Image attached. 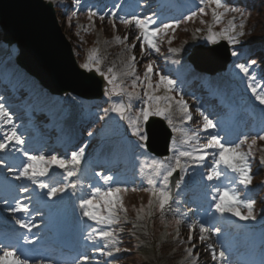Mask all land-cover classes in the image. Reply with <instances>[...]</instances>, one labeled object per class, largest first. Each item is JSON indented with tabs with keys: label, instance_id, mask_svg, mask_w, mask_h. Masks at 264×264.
I'll return each mask as SVG.
<instances>
[{
	"label": "rangeland",
	"instance_id": "1",
	"mask_svg": "<svg viewBox=\"0 0 264 264\" xmlns=\"http://www.w3.org/2000/svg\"><path fill=\"white\" fill-rule=\"evenodd\" d=\"M43 1L47 3L51 2L54 7H60L62 3V0H60V3H57L56 0ZM72 1L73 4L70 6L68 11L66 9L65 10L67 11V13H71V11L75 10L76 15H74L73 19L70 20L71 22L68 21L66 23V26H73L72 28L74 30L76 28L78 32H81V34L89 26L93 27L95 33V42L100 46V54L98 59L100 61L101 72H96L95 70H93L95 73H97L101 78H103L101 73L109 76L116 75L117 80L115 81V83L118 85H122L128 91H132L133 89L131 87V84L136 77H139L141 81L144 80V69L148 64H142V58L144 56L150 58V62L157 63L158 66H163V64H166V66H171L173 76L166 74V72L164 71L163 74L168 75L171 79L176 81L174 93L176 92L177 100L181 98V95L183 96L184 101L189 105L190 114L192 116V120L185 125L183 122L182 113H180L179 109L175 106V101H173L172 117L175 120V126L178 129L177 132L179 135V142L177 145H173V142H171L170 149L174 148L175 150H170V155L167 158L160 159L157 157L155 158L145 151L144 141L139 140L138 137L131 134L132 129L127 119H121L116 113L111 112V107L113 106L114 102H120L124 104L128 103V99L123 93H121L119 96H105L106 98H104L103 101L97 102L82 101L76 97H72L71 95H64L60 97H52L47 95L45 103L42 106H39L40 102H37L36 106L38 107L33 111H23V105L25 103L21 101L19 102V104H16L14 103V99H19L20 96L29 97L30 94H32L33 91L38 88V85L32 79L26 77L21 70L16 68L15 58L17 57L18 51L15 46L8 47L2 44L0 32V77L1 75H5L7 72H11L13 74L12 77L7 79L5 89H8L9 93H13L15 92V85L11 82V80L18 82V80L21 79L23 81V85L19 91L20 94L16 93L17 95H15L14 99L8 98V100H5L3 96H0V103L6 105L7 110H9L14 117H18L17 120L14 121V126L16 128L20 123L25 126L23 129L19 130L22 138L26 141V143L24 144V148L30 149L33 144L34 149L30 153L45 155L57 154L62 157L70 156L71 151H68L69 153H67L66 155L59 154V150L62 148V145L59 146L61 141L60 132L61 130H63L61 126L56 124H54L53 126H43L45 130L41 132V130L43 129L42 127L39 131L34 129L32 125L28 124L29 122H27V120L31 117V115L33 116V114H36L37 111H42L41 114L45 115V120L47 121V123L54 122L64 114L69 118V122L73 124L74 130H76L77 127H83L86 133H89L93 131L92 129L94 125H98V123L96 122H99L101 120V117L104 116L105 112L103 113L102 110L106 108L108 112L104 116V124L108 125V135L105 139L99 140V143L93 148V150L89 149L90 146L83 137H79L80 140L79 143H77L78 148L75 147L76 149L74 150H79V148L85 147V153L82 162L77 169V175H75L76 177L71 178H75V180L78 181L80 177L82 178V176L86 175V169L90 167V161H106V163L110 161L114 162V164L118 163L119 166L115 171H99V173L103 174V176H99L100 178H103L104 176H111L114 178L111 181H101V184H99V186L102 188V190H106L109 186H116L119 182V184H122V186L127 185V187L131 188H142L149 190L148 198L146 199L144 204H138L137 208L132 209L130 215L127 216L125 213L119 219L121 220L120 224L122 230L126 232L128 231L127 233H122L119 236H115V238L119 241L117 245L120 249L119 252H116L110 244L108 245V247H104V245L108 242L96 238V233L98 231L108 230L106 226L98 225L82 216V221L84 223L83 229L89 230V232H87V235L85 236V242L83 245L84 247L82 248L83 253H85V256L88 257L86 264H166L165 262L160 263V255L156 253L154 247L150 246L149 243H146L145 241L148 238H151L153 241H158L159 236H161V234L163 233L159 230L163 228L168 229L170 227L171 232H173V241H180L181 245H184L185 258L191 259L193 261V264H251L250 262L256 264L258 260L256 259L257 255L254 253L255 249L253 248L250 250L249 248H244L242 244H240L239 239L235 238L236 232L234 231V229L228 228L226 224L222 223L221 220L223 219V216L221 214L216 213L215 211L212 214L209 213V210L213 208L212 206L215 203V201L213 200V195H215V192L213 191V193L210 195L207 194L210 188H231L232 184L235 183V181H239L238 174L223 168V166H221V170L224 174L219 179H213L212 181H208L206 179L207 171L214 166V161L216 159V156L214 154L215 149H208V156H211V158L207 156L203 165H196L192 160L181 157L180 159L182 164L187 167V175L185 176V180L181 182L180 187L175 188L174 193L171 195L172 200L170 201L169 205L166 206L164 211H160L158 205L154 204L150 210V214L148 208L149 199L151 198L153 201H155V196L152 195V188L147 184V180L149 178L155 179L157 181V188L161 186L159 182L162 177L156 174V164L158 162H163L165 169L170 170L171 167L175 166V161L179 152L182 150H190L191 148V145H185L182 143L183 136L180 129H183L184 132H191L202 129L203 116L201 115V112H203L204 115H207L211 120H213L215 127L199 132L201 142L206 143L210 135H218L222 139V136H220L219 132L216 129L220 126L219 124L222 121L221 119L224 120V118L219 117V115L215 114L214 112L209 113L206 107H204L208 105V99L205 95H207L208 92L212 91L213 82L218 84L220 83L223 87H225V89H230L240 97L244 96L243 105L248 109L250 108L251 110L256 111L259 114L256 118L260 122H254L253 124L247 123L246 125H243V128H245L244 132L238 135V140H235L231 143H238L239 140L245 136L250 139L256 137L257 135L260 136L264 133V130H261V128L264 127V105L260 104L259 101L256 100L255 96H253V94L247 87V78L243 73H240L234 65L236 63L235 57H231L232 65L225 72H223V75L217 78L219 79L218 81L210 80L208 77L209 75L207 76L197 72L194 73L191 65L187 63L186 58L190 55L191 50L196 46L206 47L210 44H205L201 39H195V41L193 42L191 41L190 43H184L177 47L175 46V44H173L176 40V36H178L179 34V31L177 30L178 28L176 27L174 32L170 29L166 34H160L158 38V47L160 48L159 53L146 51L142 57L139 48V42L135 39L138 35L137 29L134 25H124L120 22V19L130 18L133 15L141 18L152 17L157 22L155 26H159L157 24L161 25V23H170L172 21L176 24L177 21L180 20L179 16L172 19L166 18V16H168L169 14L164 15L163 11L165 10L159 11L157 5H152L155 0H151L149 2H146L148 0H138L136 5L133 4L134 0H131V2L127 6H124V8H121V6L126 0H105L104 2L98 0H82L81 6L78 8L74 7V0ZM182 2L186 5V9L191 12L193 10H196L199 1L183 0ZM89 10L98 13V15L96 16V20H98L97 22L102 23L103 26H96L94 22L95 20L93 19L87 20V17L85 15H88ZM206 11H208V16L210 15V18H212L211 7L207 8ZM78 12L79 14H77ZM113 13H115V17H113ZM81 14H84V16H82ZM174 14H181V12L178 11ZM101 15L105 17L104 20H101L99 18ZM65 16L68 17L67 15ZM231 18L232 17H226L224 19L222 18L223 20L220 24L226 23L227 19ZM113 24H115V27H113ZM59 25L63 35H65L64 28L61 24ZM126 34L129 38L127 41H123V38ZM65 36L67 38V35ZM115 37H120L121 41L123 42L117 41ZM179 37H181V34L179 35ZM169 38H172L171 43H169ZM133 43L136 44L135 48H132ZM255 47L256 46L252 45L250 48H248V51H251V49ZM169 48H180L182 49V51L171 53L169 52ZM128 49H131V51H128ZM132 55H134L136 58L135 75L130 77L124 76L123 73L126 70L127 60ZM176 60L180 61V63H173V61ZM109 68L113 69L112 73L108 72ZM250 71L258 77V72L254 67H252ZM153 77V84H155L159 77H157L156 75H153L152 78ZM260 80L261 79L258 78L257 83H259ZM199 85H203L204 88L198 91L199 93L195 94L194 91L199 90V88H197ZM116 91L119 92L120 89L117 88ZM136 91L140 96V99L132 101V108L136 111L133 114L125 113L126 116H134L135 113L143 106L145 98L143 97V94L141 95V87H137ZM159 91L164 92L163 88H161L155 94L160 95ZM44 93L46 95V91ZM1 94H5L3 89L1 91ZM9 104H14L13 106L16 109L13 106L9 107ZM80 105L83 107L82 111L78 109ZM86 106H88L87 110ZM91 107L97 108L93 110L97 112L94 113ZM198 107L200 108L201 112H199L200 114L197 115ZM159 118L166 121L170 130H172L166 119H164L163 117ZM143 126L144 123L141 124V130L142 134L145 135V133L143 132ZM2 131L3 129H0V132ZM44 131L45 133H43ZM34 132L40 135L38 137L37 143L34 142L35 137H32ZM50 135L54 136V138ZM29 138H31V140H28ZM222 142L225 143L223 139ZM139 144H144V148L138 147ZM253 146L255 147L257 145ZM247 148L248 147L246 145L243 146L244 151L248 150ZM8 152L0 151V160L4 161V165H7H0V186H2L3 184L9 185L11 190L13 189L14 191H16V193L24 195L26 193L21 192L20 187L22 185H27L30 188L34 185L25 180L14 179L15 171L9 170V168L13 167L11 166V163L21 162L7 161L6 154ZM210 159L213 160L211 161L213 162L211 165L209 162ZM249 161L251 165V175L252 177L254 176L257 181L255 185L250 184L247 188L239 184V190L241 194H244L243 196H241L242 199H251L252 196L258 197L264 190V163H262L264 159H256L255 162L251 160ZM22 162L24 163L26 162V160L24 159ZM22 165H20L19 167H22ZM190 167H194V169L189 171ZM254 167L256 168L255 170ZM176 172H178L179 175H183L180 169H177ZM117 174L118 176H116ZM127 176L133 177V180H124L127 178ZM46 177L48 178L45 179ZM194 179L199 180V182H195L190 186L186 185ZM40 180L48 183L51 186L66 187V191L64 193L59 194L56 199L50 200L52 203L57 202L58 199L60 201L67 198L68 186L66 184L68 183V180H70V178H65V173L63 172V170L59 168H52L50 169L49 174L45 177H41ZM94 180L96 181V179ZM95 183L98 184L97 181ZM194 184L199 186L194 187ZM45 190L48 191V189ZM85 194V199H88V197L91 195V192H86ZM180 194H190V202H176L175 198ZM24 196L22 197L24 198ZM29 198L30 197H25L24 200L30 203L31 206H33L34 204L31 201H28ZM48 199L49 198L46 193L44 202L49 201ZM37 209H39L38 205H34V207H32L30 211L35 212L37 211ZM141 209H143V211H141ZM120 214H122V212H120ZM38 215L39 214L36 213L34 216L35 223L40 222V220L38 219ZM178 220L180 221V223H177ZM251 222H253L254 227H258L260 229L262 228V236L264 237V222ZM200 223H203L206 228L210 229L203 234L207 241L202 243V245H200L199 241V237L201 236ZM190 225L192 228L191 242H189L188 240ZM214 229H219V232L214 233V231H212ZM164 232L168 233L167 231ZM234 232L235 234H233ZM86 237H91L92 242L90 243L89 240L86 239ZM126 242L129 244L128 246L133 248L131 252H129L127 249L125 250V247L127 246ZM235 244L237 245L235 246ZM206 247H209L212 252L213 250H215L216 255L214 258L212 254V260L206 258L204 252V249ZM189 248L193 249L191 256H189L187 252V249ZM97 249H103L105 252H112L113 254L111 256L102 255L101 252ZM90 251H93V253H90ZM221 251H223L224 253V256L222 258L219 255ZM165 258L166 257L164 256V259ZM81 261L82 260H78L75 262V264H85L84 261L83 263ZM184 261L185 260L182 259L179 264L185 263ZM44 263L56 264L55 261H38L35 263L32 261L29 262V264ZM260 264H262V262Z\"/></svg>",
	"mask_w": 264,
	"mask_h": 264
},
{
	"label": "snow or ice",
	"instance_id": "2",
	"mask_svg": "<svg viewBox=\"0 0 264 264\" xmlns=\"http://www.w3.org/2000/svg\"><path fill=\"white\" fill-rule=\"evenodd\" d=\"M82 0H74V7H80ZM211 7V17L213 24H219L222 21V18L225 14L231 12L238 14L240 18L239 24L236 23L237 17L234 15L231 19L227 21V26L222 27L219 31H213L212 25L208 26L207 34L202 38L205 44L215 45L220 40L226 41L229 45L233 46L231 49V55L233 57H238L242 53L238 50L235 45L241 44L242 41L240 37L244 36L243 31L245 27L246 15L245 13L237 7H229L224 0H199L198 9L190 12L189 15L185 16V21H190L199 13L200 15H206V9ZM223 9V11H220ZM98 13L92 10L88 11V17L91 20L93 17L97 16ZM115 17V13H113ZM101 20H104L105 17L101 15L99 17ZM120 22L124 25H134L138 31L136 36V41L139 42V48L141 56L143 57L146 51L157 52L159 53L160 48L158 47V38L160 34H166L168 30L175 31L176 24L174 23H164L159 26L156 25V20L152 17L141 18L137 16H131L130 18H121ZM201 23H204L202 20ZM115 27V24H113ZM197 32L200 29L196 30ZM128 35L126 34L123 38V41L128 40ZM117 41H121L120 37H115ZM169 38V43H171ZM136 44L133 43L132 48H135ZM131 51V49H128ZM180 48H169V52L176 53L180 52ZM154 62H149L145 66L144 80H140L139 77H136L131 84L132 91H128L122 85L115 83L117 80L116 75H104L103 76L106 88L104 95L106 97H111L112 95L119 96L123 93L127 99L128 103L114 102L111 107V112L116 113L121 119H127L129 125L131 126L133 136L139 138V140L144 141L147 137L142 134L141 124H146L152 117H163L167 120L168 124L171 126L172 131L177 132V128L173 123L172 119V109L173 101H175V106L179 109L180 113L183 116V122L186 125L189 121L192 120L190 114L189 105L184 101L183 96L179 100H175V97L169 95L168 93L175 91L176 81L171 79L168 75L162 74L159 71L154 72L153 68ZM173 63H180L176 60ZM257 62L255 60H248L246 63H237L235 67L239 70L240 73H243L248 80L247 87L255 96L256 100L260 104L264 105V79L260 80L257 83L258 77L252 73L250 70ZM79 67L88 72L95 70L96 72H101L100 61L96 57V51L93 50L92 54L88 57V60L84 63H81ZM136 70V58L134 55L130 56L127 60L126 70L124 71V76H134ZM113 69L109 68L108 72L112 73ZM155 74L159 79L153 84L152 76ZM142 85L144 88L143 97L144 103L143 106L135 113V115L126 116L125 113H131L132 111V101L140 99L139 93L136 91L137 87ZM119 88L120 91L117 92L116 89ZM163 88L164 95L155 94L158 90ZM108 110H105L107 113ZM198 112H201L200 108H197ZM203 116V125L202 129L191 132H184L183 129H180L183 140L182 143L185 145H191L190 150H182L179 152L177 159L175 161V166L169 169H165L163 162H158L156 164L157 175L161 176L160 187L157 188V181L155 179L149 178L147 184L152 188V195L155 196V201L151 198L149 199L148 208L149 214L152 206L154 204L158 205L160 211H164L166 206L169 205L172 200L171 193L169 191V178L173 176V173L177 169L183 173L180 177V181L177 182L176 187L179 188L182 181L185 180L187 175V167L182 164L181 157L188 158L192 160L196 165H203L205 159L208 156V149H215L216 159L214 161V166L208 171L206 179L212 181L213 179H219L224 173L221 170L223 168L230 170L233 173L238 174L239 184L247 188L252 183L251 175V165L249 158L251 156V149L253 145L257 142V137H253L251 142H248V138L245 136L239 140L238 143L225 144L222 142V139L218 135H210L206 143H202L200 140L199 132L215 127L213 120H211L207 115ZM103 119V117H101ZM0 129H3L0 132V151L12 153H21L26 162L23 163L22 167H18L13 170L9 168L10 171H15L14 179L16 180H25L30 182L36 188L39 189H48L47 196L51 200L54 197H57L58 194L64 193L66 187L51 186L48 183L40 180L41 177H45L49 174L50 169L59 168L65 173V178H71L77 175V169L82 162V158L85 153V147L79 148V150H73L68 157H62L57 154L45 155V154H34L25 150L24 144L26 141L22 138V135L19 133V130L14 126V116L7 110L6 105L0 103ZM88 135L91 137L94 135L93 132H89ZM259 140H264V135L258 137ZM175 143V141H173ZM247 144L248 151L243 150V146ZM138 147L144 148V144H139ZM170 150H175L170 149ZM264 163V161H262ZM0 165H4V161L0 160ZM7 166V165H4ZM97 176H103L102 173H96ZM105 181H111L114 178L111 176H104ZM133 191L138 189L133 188ZM148 191V189H144ZM20 191L23 193H29L30 189L27 185H22ZM128 191L127 185H117L109 186L106 190H102L99 187H96L92 191V195L88 199H83L80 201V207L83 210V216L88 220L104 226H111L119 223V213L126 212L122 201V193ZM215 195H213V200L215 201L214 211L223 215L224 213H231L233 216H238L242 220H255L254 215V205L255 201L253 199H242L238 192L235 190H230L228 188H216L214 189ZM7 203V202H6ZM243 207L247 210L246 215H242L238 208ZM12 213L29 212V205L25 202L24 199H16L14 207L9 209ZM143 211V209H141ZM177 223H180L178 220ZM16 224L21 228L31 229L33 225L24 219L16 218ZM210 229L206 228L203 223H200V240H204L205 236L203 235L206 231ZM191 225L189 226V242L192 241L191 235ZM214 233H218L219 229L212 230ZM96 238L99 240L106 241L104 247H108L110 244L116 252H119L120 249L117 246L119 241L115 238V233L110 230H100L96 233ZM89 242H92L91 237H86ZM101 252L102 255L111 256L112 252H105L103 249H97ZM193 249H187L189 256H191ZM215 250H213V256L215 258ZM220 257L224 256L223 251L219 253ZM12 257V259H9ZM81 260L87 262L88 257L83 256ZM0 264H29L28 258H21L15 249L5 250L0 253Z\"/></svg>",
	"mask_w": 264,
	"mask_h": 264
},
{
	"label": "water",
	"instance_id": "3",
	"mask_svg": "<svg viewBox=\"0 0 264 264\" xmlns=\"http://www.w3.org/2000/svg\"><path fill=\"white\" fill-rule=\"evenodd\" d=\"M2 43L18 50L15 64L37 81L51 96L71 94L83 101L101 100L105 81L94 71L81 70L72 46L58 24L53 4L43 0H0ZM187 62L194 71L213 75L226 70L230 50L224 41L211 47L192 49ZM146 151L158 158H167L171 130L165 121L152 117L144 126ZM170 178L171 194L179 175Z\"/></svg>",
	"mask_w": 264,
	"mask_h": 264
},
{
	"label": "trees",
	"instance_id": "4",
	"mask_svg": "<svg viewBox=\"0 0 264 264\" xmlns=\"http://www.w3.org/2000/svg\"><path fill=\"white\" fill-rule=\"evenodd\" d=\"M199 1V0H198ZM57 3H60V0H56ZM72 0H62V3L60 5V7H55L56 8V13H57V17L59 20V24L62 25V27L65 30V35H67V39L69 40V42L71 43V46H73V51H74V56L77 59V63L78 65H80L81 63H84L88 60V57L92 54L93 50L96 51V57L99 58V54H100V46L98 44H96L95 42V33H94V29L93 27L89 26L88 28H86V30L83 31V33L81 34V32H78V30L75 28V30L72 28L73 26H66V23L70 20L73 19L74 16V12L71 13H67V9L68 7L71 6L72 4ZM224 2L229 6V7H237L240 8L246 15V20H245V27L243 29L245 35L240 37V40L242 41L241 44H237L235 45V47L241 51V55L237 57V63H246L248 60H255L257 63L253 66L255 68V70L258 72V77L259 79H264V0H224ZM210 7H214L210 6ZM67 11H66V10ZM65 10V11H64ZM197 10V9H196ZM220 11H223V9H221ZM206 15H200L199 13L197 14L196 17H194L192 20L190 21H185V19L180 20L176 23V28H178L177 30L179 31L178 36H176V40L173 44H175V46H180L181 44L184 43H190L191 41H195V39L199 40H203L202 38L207 34V30H208V26L212 25L213 31H219L222 27H226L227 26V21L229 19H227L226 23L223 24H213L212 22V18H210V15L208 16V11H206ZM65 15H67L68 17H66ZM236 16V23L239 24L240 22V18L238 14H234V13H227L225 14V17H233ZM84 16V15H82ZM87 17V20H90L88 15H85ZM93 20H95V24L98 27L103 26L102 23L97 22L98 20H96V16L92 18ZM222 19V20H223ZM204 21V23H201V21ZM174 23V22H172ZM71 24V23H70ZM175 24V23H174ZM200 29L199 32H197L196 30ZM181 34V37H179V35ZM252 45L256 46L255 48L251 49V51H248ZM233 46L230 45V50L232 49ZM151 60L148 57H143L142 58V64H146L149 63ZM236 63V64H237ZM141 64V63H140ZM141 64V65H142ZM153 68H154V72L155 71H159L163 74V71L166 72V74L173 76V72L172 70L169 69L168 66L166 65H161L158 66L157 63H153ZM145 70V69H144ZM140 71V70H139ZM155 75V74H153ZM13 74L12 73H7L4 76H2L1 78V82H6L8 78L12 77ZM155 77V76H154ZM154 77L152 78V80L154 79ZM144 79V78H143ZM11 82L15 85V89H16V93H19L20 88L23 85V81L21 79L17 81L11 80ZM138 87H141L142 93L143 94V86L138 84ZM1 89V87H0ZM160 95H164L165 93L162 91H159ZM169 95H172L175 97V100H177V95L176 92H170L168 93ZM11 95L10 93H7V97ZM12 96V95H11ZM13 98V96H12ZM46 97H43V91L39 90V89H35L33 91L32 94H30L29 97H22L20 100H25L26 102V108L29 111H32V109L37 108L38 106H36L37 102H40L39 106H41L44 102ZM15 102H19L18 100H15ZM81 103V102H80ZM82 106L79 107V109H83L81 108ZM88 109V106H86V110ZM92 109V107H91ZM105 110H107L106 108H104L102 111L103 113L105 112ZM136 110L132 108L131 114H133ZM95 112V111H93ZM108 112V111H107ZM39 113V112H38ZM37 113V114H38ZM106 114V112H105ZM104 114V116H105ZM104 116L103 119H101L99 122L97 121L96 123H98V125L93 127V133L94 135H92L91 137L88 135V133H86V131L84 130V128H81V133L83 134L84 137H86L88 139L87 143L91 144V143H95L96 141H98L100 138L106 137L108 135L107 133V128L108 125L104 124ZM43 116L40 117L33 115L31 117V124L38 126L39 127V123H42L43 121ZM21 124H20V128H21ZM259 137V136H258ZM257 137V142L255 145L257 146H253L251 149V156L249 158V160L251 161H256V159H264V140H259ZM252 139H250L248 142L250 143ZM247 146V144H245ZM88 146V145H87ZM248 149V148H247ZM248 151V150H245ZM211 162V160H210ZM256 168L254 167V170ZM262 173V171H261ZM252 174V173H251ZM132 177H128L129 180H131ZM256 179L253 176L252 177V185L256 184ZM121 185L122 184H118ZM133 188L128 187V191L125 193H122V201L124 204V207L126 209V212H122V214L119 213V217L121 218L123 214L126 213V215H130V213L132 212L133 208H137L138 204H144V202L146 201V199L148 198L149 195V190L145 191L142 188H136L138 190L133 191ZM234 190L236 192L239 193L240 197L242 196L239 187L235 186ZM176 201L178 203H182V202H186L188 200L189 197H187V195H178L176 196ZM251 199H253L255 201V205H254V215L256 217L255 221H264V190L262 191V194H260L258 197H251ZM141 201V203H140ZM238 211L242 214V215H246L247 214V210L244 209L243 207L238 208ZM121 222V220H119V223ZM171 228V227H170ZM161 229L159 230L160 232H163L161 234V236H159L158 241H153L151 238H148L145 242L149 243L150 246L154 247V249L156 250V253L160 255L161 260L160 263H166V264H179L180 261L182 259H184L185 263L183 264H193L191 259H186L185 258V252H184V245H181L180 241H173V232H171V229ZM114 230H116L114 228ZM167 231L168 233L164 232ZM114 232V231H113ZM128 232V231H127ZM124 231V233H127ZM115 233V232H114ZM123 233V234H124ZM122 233H115V236H119ZM151 239V240H149ZM125 243V241H124ZM127 246L125 247V250L127 249L129 252H131L133 250V248H131L130 246H128L129 244L126 242ZM207 252H205L206 258H208L209 260H212V252L206 250ZM164 256L166 257L164 259Z\"/></svg>",
	"mask_w": 264,
	"mask_h": 264
},
{
	"label": "bare ground",
	"instance_id": "5",
	"mask_svg": "<svg viewBox=\"0 0 264 264\" xmlns=\"http://www.w3.org/2000/svg\"><path fill=\"white\" fill-rule=\"evenodd\" d=\"M185 8V9H184ZM175 10V13H177L178 11L179 12H181V14H174V13H168L169 15L168 16H166V18H168V17H172V16H175V15H179V17L180 18H183V15L185 14V13H189V11L186 9V5L184 4V5H182V6H178V7H176V9L174 8V6H172V7H170L169 8V11L171 12V11H174ZM232 64H229L228 66H227V68H226V70L228 69V68H230V66H231ZM234 65H236V64H234ZM19 70H21L22 72H25V70H22L20 67L18 68ZM81 69V68H80ZM226 70H224V71H220L219 70V72H216L215 74H213V75H210V76H208L209 77V79L210 80H212V81H218L219 79H217L219 76H221V75H223L224 73L223 72H225ZM175 76V75H174ZM259 78V77H258ZM214 84L215 85H217L218 87H221L222 85L219 83H215L214 82ZM0 91H2V90H0ZM46 91V90H45ZM103 96H105V95H103ZM242 100H243V97H242ZM99 101H101V100H99ZM102 103V102H101ZM244 104V103H243ZM244 106V105H243ZM24 107V109H23V111H26L27 110V108H26V106H23ZM95 109H97V108H95V107H92V111L93 110H95ZM95 112H97V111H95ZM159 119H161V118H159ZM172 119H173V117H172ZM161 120H163V119H161ZM227 120L228 119H226L225 121L223 120V121H221V123L219 124L220 126H222V125H224L225 124V122H227ZM164 121V120H163ZM173 123H174V125H175V120L173 119ZM169 127V126H168ZM72 129H74L73 127H72ZM172 129V128H171ZM232 131V130H231ZM230 131V133H232ZM172 133H173V137H172V141L171 142H173V141H175V143H173V145H177L178 144V137H179V135H178V132H173L172 131ZM224 137H225V139L228 141V142H231V141H233V136H229V135H224ZM97 142L98 141H96L95 143H94V145H96L97 144ZM117 166V165H116ZM91 173V172H90ZM89 172H87L86 173V175H84V176H82V178H86L87 177V179H88V182H86V184H85V187L83 188L84 190H86L87 192L88 191H90V189L91 188H95L96 186H97V184L95 183V181L93 180V178H91V177H93V172L90 174ZM89 174H90V176H89ZM47 179V178H46ZM38 191L40 190V189H37ZM40 192H42L41 190H40ZM73 199V198H72ZM74 199H77V197H74ZM64 201V200H63ZM64 202H66V203H64V204H62V205H60L58 208H64L65 209V213H70L71 214V216L73 217V219H76V217H77V215L79 214L77 211H73L72 209H71V205L70 204H72V202L70 201V200H65ZM29 205V204H28ZM53 210L54 209H56V208H52ZM63 214V213H62ZM62 214H61V217H62ZM67 214V218H66V222L64 221H62V223H59L58 222V224H59V226L61 227V229L63 230V231H68V225H70V220H71V216H69ZM69 217V218H68ZM64 218V217H63ZM69 222V223H68ZM68 223V224H67ZM83 223H81V225H82ZM247 222L244 220L243 222H240V225L241 226H243L244 228H246V226H247ZM228 228H231L230 226H227ZM109 228H110V230H112V231H114L115 233H121L123 230H122V228H121V224L120 223H118V225L117 226H113V229H111V227L109 226V227H107V229L109 230ZM114 228L116 229V230H114ZM233 229V228H232ZM126 232V231H125ZM85 233H87V230H85V229H81V231H78V233H77V235H83V234H85ZM233 235V234H232ZM199 241H200V245H202V243H204L205 241H207L206 240V238L202 241V240H200L199 239ZM13 243H14V241H13ZM80 246H81V244H79ZM194 245H197V244H194ZM237 244H235V246H236ZM52 248V247H51ZM50 248V249H51ZM211 249H213V248H211ZM54 250V249H53ZM206 250H208V251H211L210 250V248L209 247H206L205 249H204V252H207ZM48 253V254H46V253ZM45 251V250H42V255L44 256V255H46L47 257H46V260L48 259H51V261H53V260H55V259H58L57 261H60L61 260V262L60 263H62V262H65V263H67V262H71V261H76L77 259H79V258H81V254H80V256H76V257H71V258H68L69 256H66V255H60V256H58V258H56V256L59 254L58 252H54V253H50V251ZM212 252V251H211ZM255 254H259V252H254ZM212 254H213V252H212ZM260 255V254H259ZM256 259H260V258H256ZM60 263H58V264H60Z\"/></svg>",
	"mask_w": 264,
	"mask_h": 264
}]
</instances>
